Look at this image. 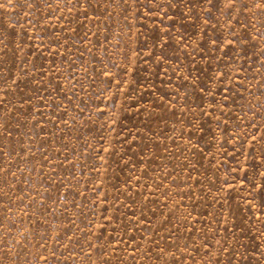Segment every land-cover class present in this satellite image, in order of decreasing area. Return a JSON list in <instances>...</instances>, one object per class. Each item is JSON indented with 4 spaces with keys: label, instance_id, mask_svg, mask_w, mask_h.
<instances>
[{
    "label": "rangeland",
    "instance_id": "rangeland-1",
    "mask_svg": "<svg viewBox=\"0 0 264 264\" xmlns=\"http://www.w3.org/2000/svg\"><path fill=\"white\" fill-rule=\"evenodd\" d=\"M0 264H264V0H0Z\"/></svg>",
    "mask_w": 264,
    "mask_h": 264
}]
</instances>
